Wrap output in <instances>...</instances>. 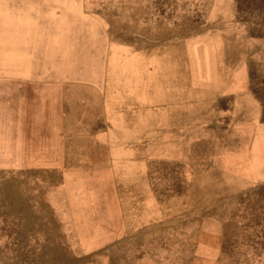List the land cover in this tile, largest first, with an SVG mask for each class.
I'll return each mask as SVG.
<instances>
[{"label":"rangeland","instance_id":"374dc122","mask_svg":"<svg viewBox=\"0 0 264 264\" xmlns=\"http://www.w3.org/2000/svg\"><path fill=\"white\" fill-rule=\"evenodd\" d=\"M185 38L196 80L261 109L209 124L228 171L107 97L141 49ZM256 154L264 0H0V264H264V181L238 180Z\"/></svg>","mask_w":264,"mask_h":264},{"label":"crops","instance_id":"0c3cea01","mask_svg":"<svg viewBox=\"0 0 264 264\" xmlns=\"http://www.w3.org/2000/svg\"><path fill=\"white\" fill-rule=\"evenodd\" d=\"M197 42L195 38L176 39L141 49L136 67L132 66L137 70L136 78L112 86L107 83L105 89L108 100L122 102L119 108L138 111L142 126H146L147 119H153V133L170 134V151H177L181 143L193 151L197 138L208 144L211 154L191 161L193 167L210 165L213 170L224 171V167L228 171L231 164L218 146L220 132L209 124L217 123L226 109L231 119L247 117L249 122L259 117L261 109L250 92H241L236 79L227 84L195 79L192 52ZM221 133L226 136V132ZM233 150L241 152L239 148ZM257 161L256 154L250 171L239 174L240 183L253 185L264 181V161Z\"/></svg>","mask_w":264,"mask_h":264},{"label":"bare ground","instance_id":"6f19581e","mask_svg":"<svg viewBox=\"0 0 264 264\" xmlns=\"http://www.w3.org/2000/svg\"><path fill=\"white\" fill-rule=\"evenodd\" d=\"M46 163V162H45Z\"/></svg>","mask_w":264,"mask_h":264}]
</instances>
